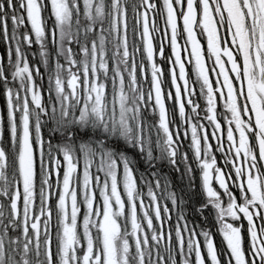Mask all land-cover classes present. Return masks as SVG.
Listing matches in <instances>:
<instances>
[{"label": "snow or ice", "instance_id": "obj_1", "mask_svg": "<svg viewBox=\"0 0 264 264\" xmlns=\"http://www.w3.org/2000/svg\"><path fill=\"white\" fill-rule=\"evenodd\" d=\"M0 264H264V0H0Z\"/></svg>", "mask_w": 264, "mask_h": 264}]
</instances>
